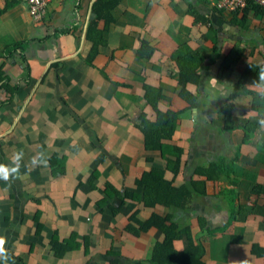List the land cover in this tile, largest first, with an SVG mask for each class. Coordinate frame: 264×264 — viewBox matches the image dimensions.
Returning a JSON list of instances; mask_svg holds the SVG:
<instances>
[{"label": "crops", "instance_id": "crops-1", "mask_svg": "<svg viewBox=\"0 0 264 264\" xmlns=\"http://www.w3.org/2000/svg\"><path fill=\"white\" fill-rule=\"evenodd\" d=\"M97 1L49 0L35 22L23 0H0V163L24 152L19 177L0 180L9 264L145 262L164 235L125 231L133 213L188 230L203 264H264V98L249 87L258 76L239 85L248 66L264 67V12L218 11L219 0ZM91 21L104 40L95 51L86 39ZM178 76L190 78L188 98ZM247 122L258 125L250 137ZM145 136L164 137L172 149L148 147ZM41 151L65 160L63 175L31 165ZM219 162L221 178L208 179L203 171ZM153 169L183 204H143L149 191L140 181ZM106 184L118 195L97 211ZM53 230L60 240L74 233L80 249L56 259ZM111 246L118 256H106ZM174 249L184 252L186 240Z\"/></svg>", "mask_w": 264, "mask_h": 264}, {"label": "trees", "instance_id": "trees-1", "mask_svg": "<svg viewBox=\"0 0 264 264\" xmlns=\"http://www.w3.org/2000/svg\"><path fill=\"white\" fill-rule=\"evenodd\" d=\"M108 0H98L95 5H104V2ZM120 0H111V4L108 5L113 7L114 5L118 4ZM249 11H256L260 12L261 9L257 5H248L247 8L242 12H249ZM240 13V12H238ZM247 14H244L246 16ZM197 21H201L203 19L196 17ZM95 23L91 21L89 28L86 30V39L91 41L92 43V50L95 51L96 47L102 46L104 44V40L102 38V32L95 30L94 27ZM73 31H75L79 26H70ZM57 34H66L69 32V27H65L55 31ZM192 52V51H191ZM192 54V53H191ZM138 58H140V54L138 53ZM226 64V62H225ZM180 66V65H179ZM261 67V66H260ZM260 67L255 64H251L248 66L247 70L242 75V78L239 82L241 87L246 86L247 84L251 83L250 80L256 76H258ZM181 71V70H180ZM181 78V79H180ZM179 84L182 85V95L184 98H188L189 93L185 89L186 84L190 81V78L178 76ZM17 88V87H16ZM17 90V89H16ZM228 108V107H227ZM257 124L254 122H247L244 126L246 131L245 136L250 137L255 135V132L252 131V128H255ZM258 126V125H257ZM230 128H233L230 127ZM164 137L160 136H145V143L148 144V147H152L153 149L161 150V152H168L172 148L164 146L159 140ZM175 163V162H174ZM49 168L51 170V176H60L63 175L65 172V160L60 158L58 155H53L48 159ZM172 170L176 174L179 170V163L176 162L175 166L172 167ZM162 170L160 169H153L150 173L145 174L141 181L140 185L144 188V191H149L147 195L144 196L143 204L145 206H154L156 204H160L166 207H177V205L183 204L185 198H179L182 196L177 190H174L170 187L169 184L165 183L162 185L159 180L157 179L158 174L162 176ZM204 175L207 176L208 179L216 180L221 178V169H220V162L216 164H212L209 169L203 171ZM98 178L97 173H93L90 175V183L89 186L91 189H95V184L93 185V181H96ZM103 192L106 198H102L99 202L95 203L96 210L100 211L99 206L106 202V199H111L112 196L118 195V192L111 190V188L106 184L104 186ZM260 195V194H258ZM264 195V194H261ZM124 197H127L134 202L139 200L138 196H134L133 194L125 193ZM264 198V197H263ZM39 202L36 200V204ZM120 207V206H119ZM113 213H116V210L112 209ZM42 213L40 211H36L35 214L32 216V221L35 223V237H39L40 233L43 230V224L40 222V218ZM133 225H136L135 228ZM150 228H156L161 234L164 235V241L155 244L153 247L151 257L149 260L145 262H133L130 264H203L202 258L204 251L200 247H196L193 245V241L191 240V235L188 230L180 231L172 221L170 217H158L152 216L150 219L141 222L136 218V214L133 213L129 217V224L125 228V231L128 233L138 234V232H146ZM186 240V250L184 252H177L174 249V242L178 240ZM84 244V255L86 256L89 253V243L88 238H83ZM81 243H78L76 240V236L74 233L70 234V236L66 239H61L58 236L57 230H53L51 238L49 240L50 250L53 256L56 259H62L68 253L73 251H77L81 247ZM32 248V245H30ZM107 257L111 256H118L114 248H111L106 252ZM120 256V255H119ZM89 263V260L87 264ZM109 264H117L115 262Z\"/></svg>", "mask_w": 264, "mask_h": 264}, {"label": "clouds", "instance_id": "clouds-1", "mask_svg": "<svg viewBox=\"0 0 264 264\" xmlns=\"http://www.w3.org/2000/svg\"><path fill=\"white\" fill-rule=\"evenodd\" d=\"M249 87L257 90V94L261 98H264V67L260 68L258 79L249 85ZM258 122L261 127H264V116L260 117ZM23 159V150H18L13 154L9 164L0 163V180L7 183L15 178H18ZM30 163L34 168L47 167L48 157L43 151H41L36 156L31 158ZM6 243L7 238L0 235V264H9V260H11V256L5 247Z\"/></svg>", "mask_w": 264, "mask_h": 264}, {"label": "built area", "instance_id": "built-area-1", "mask_svg": "<svg viewBox=\"0 0 264 264\" xmlns=\"http://www.w3.org/2000/svg\"><path fill=\"white\" fill-rule=\"evenodd\" d=\"M27 13L35 22L45 18L49 0H23ZM257 5L264 12V0H219L214 6L218 11L243 12L248 5Z\"/></svg>", "mask_w": 264, "mask_h": 264}, {"label": "rangeland", "instance_id": "rangeland-1", "mask_svg": "<svg viewBox=\"0 0 264 264\" xmlns=\"http://www.w3.org/2000/svg\"><path fill=\"white\" fill-rule=\"evenodd\" d=\"M226 67H229V62H226ZM246 129V128H244ZM88 243H89V240H88Z\"/></svg>", "mask_w": 264, "mask_h": 264}]
</instances>
